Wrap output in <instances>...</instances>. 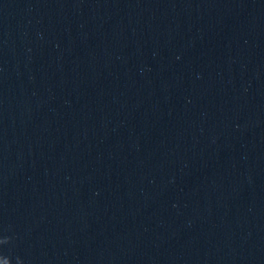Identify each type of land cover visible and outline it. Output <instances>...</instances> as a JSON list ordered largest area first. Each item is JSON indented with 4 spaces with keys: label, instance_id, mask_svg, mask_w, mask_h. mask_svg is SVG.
<instances>
[{
    "label": "water",
    "instance_id": "obj_1",
    "mask_svg": "<svg viewBox=\"0 0 264 264\" xmlns=\"http://www.w3.org/2000/svg\"><path fill=\"white\" fill-rule=\"evenodd\" d=\"M0 264H264V0H0Z\"/></svg>",
    "mask_w": 264,
    "mask_h": 264
}]
</instances>
